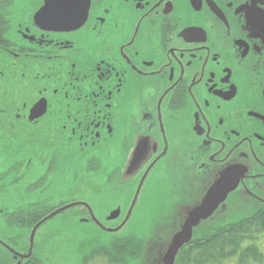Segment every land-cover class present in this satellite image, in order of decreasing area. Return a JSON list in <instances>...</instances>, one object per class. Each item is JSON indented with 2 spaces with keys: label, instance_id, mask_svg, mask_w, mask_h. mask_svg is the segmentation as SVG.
Instances as JSON below:
<instances>
[{
  "label": "flooded vegetation",
  "instance_id": "af4514ba",
  "mask_svg": "<svg viewBox=\"0 0 264 264\" xmlns=\"http://www.w3.org/2000/svg\"><path fill=\"white\" fill-rule=\"evenodd\" d=\"M60 1L57 31L35 20L45 0H0V202L18 206L0 233L62 209L125 244L147 233L127 224L148 189L150 233H178L226 170L225 202L263 216L264 0ZM228 216L223 202L193 233Z\"/></svg>",
  "mask_w": 264,
  "mask_h": 264
},
{
  "label": "rangeland",
  "instance_id": "374dc122",
  "mask_svg": "<svg viewBox=\"0 0 264 264\" xmlns=\"http://www.w3.org/2000/svg\"><path fill=\"white\" fill-rule=\"evenodd\" d=\"M73 164L77 165V162ZM63 173L54 175V180L58 183L54 184L56 185V188H54L55 186L52 187L50 193L51 195L57 196L59 192H62V177L68 176L69 171L66 175ZM9 197L10 196H8V198ZM158 199V192L156 189L145 190L143 192L142 200L135 209V216L131 217L127 224V228L130 230H146L147 233H138L141 238H147L152 241L156 240L154 239L153 233H150V231L154 228V223L148 219L149 215L159 211L160 203ZM6 202L7 200L0 202V208L3 207L2 209L6 213L11 212L13 209L18 207L16 203L6 205ZM225 206L229 209L227 202L225 203ZM156 207H159L158 210H155ZM109 208H111L110 205ZM238 212L239 211L236 210V214H238ZM59 214H61V212L44 221V224L40 227L38 226V230H35L36 233L32 254L35 256L37 255L44 264H110L109 261L115 260L122 263V259L120 257L126 252L122 243L117 242L118 240L116 239L112 241L109 239V235L82 233L85 227H79L78 225H80V223H77V219H74L73 221L66 219L65 221L62 218V215ZM67 217L70 216L68 215ZM65 229L68 230L67 233H64ZM8 230L6 231L7 233H0V235L3 236V238L0 239L1 242H4L7 246L19 253L26 255L28 252L27 241L31 231L30 228L27 230L26 227V231H24V233H18L14 228L10 230V233ZM13 239L16 240L13 241ZM84 242H90L88 244L85 243L86 247L89 246V248L87 247L83 253H80L83 258H79L77 249L80 248V245L83 247ZM102 244H104V246H102ZM258 244L259 246H262V250H264L263 237ZM114 245H119V247ZM4 253L5 250L0 247V254ZM113 256L115 257L113 258Z\"/></svg>",
  "mask_w": 264,
  "mask_h": 264
},
{
  "label": "water",
  "instance_id": "95a60500",
  "mask_svg": "<svg viewBox=\"0 0 264 264\" xmlns=\"http://www.w3.org/2000/svg\"><path fill=\"white\" fill-rule=\"evenodd\" d=\"M60 2V0H45L43 8L35 16L36 22L45 24L49 28L59 31L62 23ZM238 179L239 174L234 170L224 171V175L208 190L201 204L187 215V219L178 233H153L154 239L157 240H153L154 242L147 238H140L143 241V253L140 256V264H175L179 252L193 240L200 239L196 233H193V229L196 228L201 221L207 224H209V222L211 223L215 217L210 218V216L223 202L224 216L229 215L227 218L232 220L243 219L238 217L236 210L241 207L246 213L248 211V203L242 199H238V206H230L228 202L229 209L225 206L227 196L237 188ZM61 211L62 209L50 215L34 227L32 233L28 236V252L26 255L18 253V251L10 248L4 242H2V249L11 256V259L16 262L15 264H21V261L28 260L32 256L35 230L41 223L52 218ZM244 218L248 217L245 216Z\"/></svg>",
  "mask_w": 264,
  "mask_h": 264
},
{
  "label": "trees",
  "instance_id": "16d2710c",
  "mask_svg": "<svg viewBox=\"0 0 264 264\" xmlns=\"http://www.w3.org/2000/svg\"><path fill=\"white\" fill-rule=\"evenodd\" d=\"M253 217L235 220L226 218L224 227L211 231L215 234L203 236L185 246L187 250L183 248L179 252L175 264H264V254L259 251L256 244L257 236L264 232V215L257 214ZM142 242L139 237L132 236L122 245L126 250L121 256L123 264H140V256L143 253ZM85 243L90 242H84L83 247L81 246L83 252L87 247L89 248ZM114 246L119 247V245ZM4 254H0V264L16 263L6 251ZM109 262L122 264L117 260ZM21 264L44 263L37 255L32 254L28 260L21 261Z\"/></svg>",
  "mask_w": 264,
  "mask_h": 264
}]
</instances>
